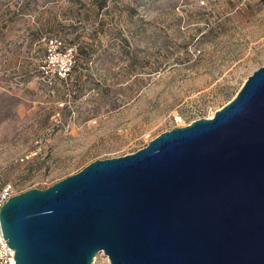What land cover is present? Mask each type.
<instances>
[{
    "label": "rangeland",
    "instance_id": "rangeland-1",
    "mask_svg": "<svg viewBox=\"0 0 264 264\" xmlns=\"http://www.w3.org/2000/svg\"><path fill=\"white\" fill-rule=\"evenodd\" d=\"M263 64L264 0H0V182L47 189L136 153Z\"/></svg>",
    "mask_w": 264,
    "mask_h": 264
},
{
    "label": "water",
    "instance_id": "water-1",
    "mask_svg": "<svg viewBox=\"0 0 264 264\" xmlns=\"http://www.w3.org/2000/svg\"><path fill=\"white\" fill-rule=\"evenodd\" d=\"M16 264H264V64L214 117L0 210Z\"/></svg>",
    "mask_w": 264,
    "mask_h": 264
},
{
    "label": "built area",
    "instance_id": "built-area-1",
    "mask_svg": "<svg viewBox=\"0 0 264 264\" xmlns=\"http://www.w3.org/2000/svg\"><path fill=\"white\" fill-rule=\"evenodd\" d=\"M68 72H69L68 70H64V72H60V74L63 77H66L68 75ZM204 119H210V118H204ZM197 120H201V119H196L194 121H191L190 123H185L183 116L179 113H176L174 115L175 126L173 127V129L187 127ZM13 196H15V193L13 192L12 185H3L0 182V210L3 207V205ZM0 264H16L15 250L9 248L8 243L5 242L1 226H0Z\"/></svg>",
    "mask_w": 264,
    "mask_h": 264
}]
</instances>
